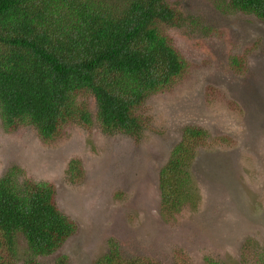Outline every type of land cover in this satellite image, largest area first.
Wrapping results in <instances>:
<instances>
[{"label":"rangeland","instance_id":"1","mask_svg":"<svg viewBox=\"0 0 264 264\" xmlns=\"http://www.w3.org/2000/svg\"><path fill=\"white\" fill-rule=\"evenodd\" d=\"M167 1L188 17L170 35L189 72L148 101L152 117L140 136L107 134L92 120L43 141L30 126L7 132L0 119V178L50 183L59 211L76 225L39 264H101L113 247L152 264H205L206 255L233 264L248 239L252 251L264 249V20L231 10L228 0ZM240 56L246 67L237 75L231 59ZM85 105L93 116L92 98ZM188 126L227 140L196 150L189 176L197 204L192 210L186 200L174 222L160 214L157 172ZM15 249L22 264L21 237Z\"/></svg>","mask_w":264,"mask_h":264},{"label":"trees","instance_id":"2","mask_svg":"<svg viewBox=\"0 0 264 264\" xmlns=\"http://www.w3.org/2000/svg\"><path fill=\"white\" fill-rule=\"evenodd\" d=\"M228 7L264 20V0H228ZM186 20L167 0H0V119L5 130L30 126L43 141H53L61 127H89L94 120L107 134L140 136L152 117L148 101L171 91L189 72L190 63L170 35ZM231 63L238 75L246 57ZM86 98L94 102L93 116ZM220 140L227 139L202 127L184 128L157 172L162 217L178 220L186 200L195 210L190 163L199 147L208 150ZM75 230L56 206L50 183L24 180L16 185L8 174L0 178V264H17L19 237L26 243L22 264H39L38 257L55 253ZM250 246L248 239L233 264H264V249ZM203 259L222 264L210 255ZM99 260L152 264L147 258H121L114 247Z\"/></svg>","mask_w":264,"mask_h":264}]
</instances>
